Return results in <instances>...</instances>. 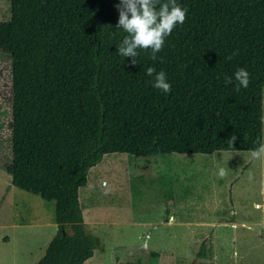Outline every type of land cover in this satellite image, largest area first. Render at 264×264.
Here are the masks:
<instances>
[{
	"label": "trees",
	"instance_id": "16d2710c",
	"mask_svg": "<svg viewBox=\"0 0 264 264\" xmlns=\"http://www.w3.org/2000/svg\"><path fill=\"white\" fill-rule=\"evenodd\" d=\"M177 2L189 9L185 23L156 60L139 50L133 65L117 53L127 35L116 29L120 0H9L0 21V51L12 60L6 169L15 187L52 204L57 224L35 264H84L104 249L79 191L106 154L253 151L263 137L264 0ZM148 67L166 73L170 93L153 87ZM240 67L251 82L237 91ZM158 257L151 251L145 264Z\"/></svg>",
	"mask_w": 264,
	"mask_h": 264
},
{
	"label": "rangeland",
	"instance_id": "374dc122",
	"mask_svg": "<svg viewBox=\"0 0 264 264\" xmlns=\"http://www.w3.org/2000/svg\"><path fill=\"white\" fill-rule=\"evenodd\" d=\"M9 6L0 0V21ZM11 119L12 60L0 51V264H34L57 225L52 204L11 182ZM79 194L82 209L92 208L88 229L105 247L84 264H117L115 255L145 264L151 251L158 264H264V157L252 151L110 152ZM231 203L247 224L215 225L230 220Z\"/></svg>",
	"mask_w": 264,
	"mask_h": 264
},
{
	"label": "clouds",
	"instance_id": "9594fccd",
	"mask_svg": "<svg viewBox=\"0 0 264 264\" xmlns=\"http://www.w3.org/2000/svg\"><path fill=\"white\" fill-rule=\"evenodd\" d=\"M119 11V20L116 29H122L127 35L124 36L118 47V54L122 57H132L131 63L137 64L139 50L151 49V58L157 59V53L162 51L165 40L171 35L177 25L185 23L189 9L182 6L177 0H120L116 5ZM238 53L234 52L228 59ZM147 75L152 77L153 87L170 93L172 85L164 71L157 72L155 67L147 68ZM237 82L236 90L241 87L248 88L251 82V74L245 68L240 67L234 73ZM233 77L226 76L225 84H232ZM237 137L230 139L232 144ZM252 157L260 159L264 157V137L257 139V147L252 151Z\"/></svg>",
	"mask_w": 264,
	"mask_h": 264
},
{
	"label": "crops",
	"instance_id": "0c3cea01",
	"mask_svg": "<svg viewBox=\"0 0 264 264\" xmlns=\"http://www.w3.org/2000/svg\"><path fill=\"white\" fill-rule=\"evenodd\" d=\"M247 166V165H246ZM80 192V191H79ZM80 195V194H79ZM81 201V200H80ZM256 204L257 203H255V206H256ZM257 207V206H256ZM82 208V207H81ZM92 209V208H91ZM90 208H87L86 206H85V209L83 210L82 209V213H83V218H84V224H85V226L87 227V229L89 228L88 226H89V222H92V218H89V215H91L90 214V210H91ZM243 213H242V208H237V207H235V205H233L232 203H231V205L229 206V207H227V209H226V216H230L231 218H230V220H228V221H218V223L217 222H213L215 225H221V226H226V227H230L231 229H234V227L236 228L239 224L240 225H243V224H247V222L246 221H244V217H243V215H242ZM87 215H88V217H87ZM236 215H239V216H236ZM92 217V216H91ZM172 217V216H171ZM220 217V216H219ZM220 219H224V217H220ZM93 221L94 222H96V220H94L93 219ZM57 225V224H56ZM56 229H57V227H56ZM89 230V229H88ZM89 231H91V230H89ZM56 232V231H55ZM55 234V233H54ZM93 234L95 235V236H97L98 237V235L97 234H95V232H93ZM53 237V236H52ZM51 237V238H52ZM205 237H206V235H205ZM50 238V239H51ZM101 240V239H100ZM50 241V240H49ZM102 242V241H101ZM49 243V242H48ZM48 245V244H47ZM103 246H104V244H103ZM47 247V246H46ZM46 249V248H45ZM104 249H105V247H104ZM103 249V250H104ZM102 249H95V251H94V254H93V256L94 255H97L98 253V251H103ZM115 255V254H114ZM92 256V257H93ZM91 258V257H90ZM115 260H116V262H117V264H118V262H119V259L116 257V255H115ZM36 263V262H35ZM34 263V264H35ZM85 263V262H84ZM215 264V263H214Z\"/></svg>",
	"mask_w": 264,
	"mask_h": 264
},
{
	"label": "built area",
	"instance_id": "2783aa9c",
	"mask_svg": "<svg viewBox=\"0 0 264 264\" xmlns=\"http://www.w3.org/2000/svg\"><path fill=\"white\" fill-rule=\"evenodd\" d=\"M256 206L258 207V206H259V204H256Z\"/></svg>",
	"mask_w": 264,
	"mask_h": 264
}]
</instances>
